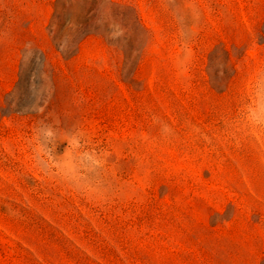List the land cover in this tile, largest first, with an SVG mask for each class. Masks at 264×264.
I'll list each match as a JSON object with an SVG mask.
<instances>
[{
  "label": "rangeland",
  "instance_id": "obj_1",
  "mask_svg": "<svg viewBox=\"0 0 264 264\" xmlns=\"http://www.w3.org/2000/svg\"><path fill=\"white\" fill-rule=\"evenodd\" d=\"M0 264H264V0H0Z\"/></svg>",
  "mask_w": 264,
  "mask_h": 264
}]
</instances>
